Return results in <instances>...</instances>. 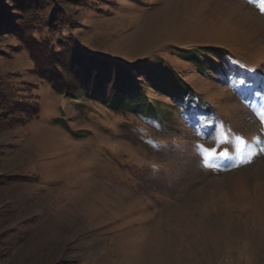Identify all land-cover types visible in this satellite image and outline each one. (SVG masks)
<instances>
[{
  "label": "rangeland",
  "instance_id": "rangeland-1",
  "mask_svg": "<svg viewBox=\"0 0 264 264\" xmlns=\"http://www.w3.org/2000/svg\"><path fill=\"white\" fill-rule=\"evenodd\" d=\"M33 19L38 43L160 61L190 93H59L20 39ZM0 88V264H264L257 4L0 0Z\"/></svg>",
  "mask_w": 264,
  "mask_h": 264
},
{
  "label": "trees",
  "instance_id": "trees-1",
  "mask_svg": "<svg viewBox=\"0 0 264 264\" xmlns=\"http://www.w3.org/2000/svg\"><path fill=\"white\" fill-rule=\"evenodd\" d=\"M36 10L38 8L28 11L27 14L36 18L43 26L42 23L45 20L37 18ZM34 20L20 24V39L29 51L35 72L59 93L74 97L86 95L98 100H106L116 106L121 102L126 104L132 102V99L142 95L149 85L158 84L157 88L165 91L173 87L176 92L169 94L174 97L178 95L181 103L184 100V94L190 93L186 83L184 84L170 68L166 67V70L155 73L154 67L159 68L162 65L160 61L123 62L82 47L75 48L60 44L59 49L54 50L46 40L38 43L32 36L36 30V26H31ZM188 60L192 61L191 57ZM195 60L198 59L195 58ZM179 88H183L184 91H180ZM2 90L3 88H0V108L6 107V104L9 106L14 101V98H8L6 89ZM36 111L37 109L33 110V112ZM145 111L154 112L153 110ZM22 112L29 114V110Z\"/></svg>",
  "mask_w": 264,
  "mask_h": 264
},
{
  "label": "snow or ice",
  "instance_id": "snow-or-ice-1",
  "mask_svg": "<svg viewBox=\"0 0 264 264\" xmlns=\"http://www.w3.org/2000/svg\"><path fill=\"white\" fill-rule=\"evenodd\" d=\"M250 2L257 4V6L259 7V10L262 13H264V0H250ZM260 115H261V122L264 123V108L261 109ZM203 151L204 152H208L209 150L204 149ZM261 151H264V149H261ZM223 154L227 155V152H225ZM241 162L243 163V162H249V161H247L245 159V160H242ZM203 163H204L205 167H211L212 166L207 159H205ZM232 166H238V165L233 164Z\"/></svg>",
  "mask_w": 264,
  "mask_h": 264
}]
</instances>
